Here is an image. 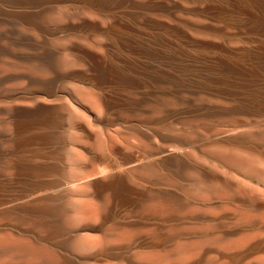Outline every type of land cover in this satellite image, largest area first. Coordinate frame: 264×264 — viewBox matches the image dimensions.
Returning a JSON list of instances; mask_svg holds the SVG:
<instances>
[{
  "label": "bare ground",
  "instance_id": "6f19581e",
  "mask_svg": "<svg viewBox=\"0 0 264 264\" xmlns=\"http://www.w3.org/2000/svg\"><path fill=\"white\" fill-rule=\"evenodd\" d=\"M229 4L215 9L259 5L250 17L264 35V0ZM115 26L80 31L127 56L73 43V58L46 61L49 75L0 77V217L40 218L52 204L75 218L7 220L0 264H264V42L219 47L228 103L197 106L167 133L155 125L178 115L148 91L164 75L142 60L140 31ZM120 203L134 220H116Z\"/></svg>",
  "mask_w": 264,
  "mask_h": 264
},
{
  "label": "rangeland",
  "instance_id": "374dc122",
  "mask_svg": "<svg viewBox=\"0 0 264 264\" xmlns=\"http://www.w3.org/2000/svg\"><path fill=\"white\" fill-rule=\"evenodd\" d=\"M0 1V77L4 74L16 86L27 75H49L46 61L61 65L73 58L69 44L114 58L127 56L120 49L107 50L103 37L82 34L80 30L85 24L114 27L119 19L139 30L146 40L140 49L142 60L148 69L160 68L164 75L162 81H151L148 91L168 94V108L178 115L174 120L155 125L167 133H182L185 113L197 106L228 103L217 93L230 89L229 74L216 67L226 58L219 47L255 46L264 42V35L250 17V11L258 12L259 5L238 14L215 9L226 3L230 9L229 3L235 0H102V10L90 0ZM158 36H162L163 45L157 44ZM81 70L86 71L83 67ZM76 147L88 145L76 143ZM119 211L116 220H134V213L123 203L119 204ZM48 216L75 220L66 207L47 204L40 218L1 216L0 239H5L7 220H16L19 226L20 220H47Z\"/></svg>",
  "mask_w": 264,
  "mask_h": 264
}]
</instances>
